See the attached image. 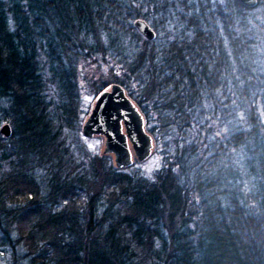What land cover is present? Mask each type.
Listing matches in <instances>:
<instances>
[{"label":"trees","instance_id":"1","mask_svg":"<svg viewBox=\"0 0 264 264\" xmlns=\"http://www.w3.org/2000/svg\"><path fill=\"white\" fill-rule=\"evenodd\" d=\"M258 5L0 0L3 264H264V74L249 68L260 30L247 19ZM159 11L168 27L147 39L132 21ZM80 57L118 68L94 94L120 84L151 152L161 140L148 174L147 158L117 168L70 147ZM242 110L245 128L222 131Z\"/></svg>","mask_w":264,"mask_h":264},{"label":"water","instance_id":"2","mask_svg":"<svg viewBox=\"0 0 264 264\" xmlns=\"http://www.w3.org/2000/svg\"><path fill=\"white\" fill-rule=\"evenodd\" d=\"M251 7L256 0H238ZM133 26L145 38L150 39L154 32L141 18H135ZM0 133L9 134L7 123L0 125ZM83 137L101 136V152L110 154L117 168L130 165L134 160L146 159L152 149V139L145 131L143 118L134 103L125 94L122 86L111 83L95 96L90 109L80 125Z\"/></svg>","mask_w":264,"mask_h":264},{"label":"rangeland","instance_id":"3","mask_svg":"<svg viewBox=\"0 0 264 264\" xmlns=\"http://www.w3.org/2000/svg\"><path fill=\"white\" fill-rule=\"evenodd\" d=\"M161 4V3H160ZM264 10L262 6L258 5L257 8L247 12V19L249 21V29L253 28L255 30L256 27H259L260 33L257 34L256 40L257 42L253 45V49L251 52L250 58V67L251 71L259 72L260 74H264V45L262 41H260L261 36L264 35V15L262 14ZM166 14L161 11L153 13L146 12V23L149 27L154 29L161 35L162 31L168 27V21H166ZM257 24V26L255 25ZM125 52V49L123 50ZM75 72L73 76V80L76 83V94H77V103H76V119L74 120L73 127L71 128L74 132L73 141H69L70 147L74 148L77 145H80L84 150L88 153H96L101 151L102 146V137L101 136H92V137H83L80 134V125L82 120L87 115L90 106L98 94H94L95 90L98 89L104 83L110 81L114 74L120 75L121 72L116 68V66H112V73L106 69L103 65L91 63L90 60L84 59L83 57L78 59L74 64ZM113 83V82H111ZM108 83L107 85L111 84ZM50 98H52L55 102L57 101V94L50 92ZM260 109V107H257ZM2 123L7 122H0ZM233 125L230 127L224 128L225 130H235L244 129V111H237L234 115ZM146 129V128H145ZM146 131H148L146 129ZM70 132V130H69ZM234 156H238V153H234ZM159 156H161V140L159 139L157 143H155V149L150 153L147 159L141 164V167L148 174L153 168H155L159 163ZM232 157V159L234 158ZM0 256V264H3L8 261L7 255L1 252Z\"/></svg>","mask_w":264,"mask_h":264}]
</instances>
